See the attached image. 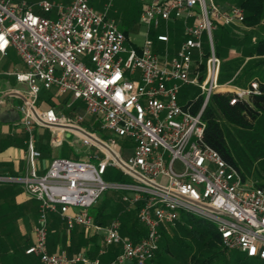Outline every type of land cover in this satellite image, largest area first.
Returning a JSON list of instances; mask_svg holds the SVG:
<instances>
[{
    "label": "built area",
    "instance_id": "built-area-1",
    "mask_svg": "<svg viewBox=\"0 0 264 264\" xmlns=\"http://www.w3.org/2000/svg\"><path fill=\"white\" fill-rule=\"evenodd\" d=\"M37 3L45 12L56 9V17L35 12L34 3L27 0H0V52L7 54L14 47L27 66L13 74L29 88V97L18 105L28 132L29 170L20 177L0 176V181L20 182L40 202L34 241L25 252L38 256L43 264H147L159 249L162 229L175 225L183 213H191L214 222L225 247H237L264 260V187L244 180L203 140V108L210 95L225 86L218 81L221 58L215 52L212 31L219 23L244 22L243 8L224 7L215 0H142L140 21L147 28L137 48L126 44L127 34L115 18L89 0ZM192 16L195 19L189 23ZM177 18L184 21V39L175 55L169 56L166 50L160 61L151 28H159L162 22L167 28ZM157 39L168 41L167 32L157 34ZM88 56L92 65L84 59ZM182 83L202 89L204 100L197 112L179 103ZM53 86L59 93L70 92L74 99H82L85 112L63 115L52 106L38 108L41 88ZM244 92L248 91L238 94ZM87 115L96 116L100 127L111 134L104 138L89 130L82 124ZM37 124L54 132H76L84 143L97 146L102 156L57 157L40 174L36 170L41 156L36 147ZM117 136L132 138V146H117ZM52 141L62 143L58 137ZM109 165L121 168L131 180H104ZM160 175L167 181H159ZM108 188L121 189L126 208L136 209L146 228L140 239L122 235L119 216L107 225L95 220L90 208ZM49 211L58 213L69 229L77 225L103 229L105 244L120 243L121 251L108 262L91 258L85 249L71 256L50 252Z\"/></svg>",
    "mask_w": 264,
    "mask_h": 264
},
{
    "label": "crops",
    "instance_id": "crops-1",
    "mask_svg": "<svg viewBox=\"0 0 264 264\" xmlns=\"http://www.w3.org/2000/svg\"><path fill=\"white\" fill-rule=\"evenodd\" d=\"M194 19L195 16L190 17L188 19L189 23H192ZM172 22L175 23L176 27L184 29L182 18L174 19ZM163 27L164 29L159 27L150 31V35L153 36V47L157 49L159 55L167 50L173 56L176 54L180 42L177 38H172L168 30V23L167 28L166 23ZM163 32H167L168 41L157 39V34ZM204 48L208 51V43L207 45L204 44ZM194 59H197V54H195ZM26 69V64L14 47H9L7 54L0 52V105H10L8 112L0 113V176L20 177L28 173L29 170L25 156L28 132L20 119L22 113L18 109V105L29 97V88L27 82L18 81L13 74V71ZM76 100L70 92L59 93L54 86L51 88L42 87L39 92L37 106L40 109L52 106L59 114L70 115L64 111L69 107H73ZM15 109L19 111L20 118H16ZM35 133L36 147L41 151V156L36 162V170L42 174L47 170L50 162L59 157L47 154L48 148L62 144L67 136L73 132L68 129H60L54 132L49 126L37 124ZM54 137L61 138L62 143L55 145L52 141ZM123 202V212H131L137 215L135 208L127 209L125 201ZM39 204V200L29 195L20 182L0 181V264L26 263L28 256L24 251L34 241V226L38 217ZM97 204L98 202L92 207ZM114 205L115 203L112 202L106 207V210L101 213H99V210L97 220H95L102 225H107L114 217L119 216L121 218L120 213L114 214L111 212ZM93 215L95 217L94 213ZM48 229L47 248L50 252H60L71 256L85 249L91 258L99 257L102 262H108L122 248L120 243L106 245L104 233L99 231L81 225H77L72 229L67 228L59 215L49 217ZM121 233L124 237H127L123 234L122 227ZM148 264H152V262Z\"/></svg>",
    "mask_w": 264,
    "mask_h": 264
},
{
    "label": "trees",
    "instance_id": "trees-1",
    "mask_svg": "<svg viewBox=\"0 0 264 264\" xmlns=\"http://www.w3.org/2000/svg\"><path fill=\"white\" fill-rule=\"evenodd\" d=\"M237 1L245 10L247 22L250 20L264 23V0ZM220 27L223 30L222 39L227 38L230 43L237 47L242 46L243 49L229 54L223 45L219 46V49L214 45L216 54L221 58L218 81L220 84H230L247 90L250 101L240 96L237 91L213 92L202 111V117L206 122L203 140L219 151L227 162L235 166L244 180L264 187V31L252 40L248 35L239 36L228 32L226 29L228 26L221 23H219ZM202 68L204 69V64ZM253 83H256V86ZM233 98L235 100L231 102ZM203 100L204 96L199 95L183 105L186 108L189 106L190 111L197 112ZM90 127L89 130L95 132L96 127ZM119 181H125V179L121 178ZM113 190L123 192L121 189ZM120 197V200H112L109 203H115L111 212L120 213L123 234L136 241L145 235L146 228L137 215L123 212L122 193ZM109 204L103 202L99 208L92 210L95 219L98 211L100 210L99 213H101L106 210ZM199 227L200 224L196 223L191 226V229L198 231ZM201 241L204 242L203 244H208V241L202 239ZM220 244L223 251L228 249L222 245L221 241ZM159 250L160 248L151 261L159 257ZM24 253L28 256L25 264H43L39 257L27 254L25 251ZM246 256L252 258L247 254ZM258 260L264 262L260 258ZM192 264H212L211 257L193 256ZM236 264H251V262L238 259Z\"/></svg>",
    "mask_w": 264,
    "mask_h": 264
},
{
    "label": "rangeland",
    "instance_id": "rangeland-1",
    "mask_svg": "<svg viewBox=\"0 0 264 264\" xmlns=\"http://www.w3.org/2000/svg\"><path fill=\"white\" fill-rule=\"evenodd\" d=\"M27 1L34 3L33 9L35 12L52 18L56 17V9L50 12H45L37 3L39 0ZM53 1L65 2L67 4L71 0ZM215 1L224 7H228L230 4L240 6L237 0ZM89 3L97 10L106 11L109 16L115 18L118 26L126 31L128 37L126 44L128 46L134 45L139 48L143 44L147 27L140 21V10L142 7L141 0H89ZM172 21H174V19H171L168 22V30L171 33L172 38H177L181 43L185 36L184 29L176 27L175 23ZM163 25L164 23L162 22L160 26L162 29H164ZM226 29L228 32H233L239 36L248 35V37L254 40L264 31V23L259 21L251 22L250 20L247 22V20H244V22L232 24ZM151 30L153 31L154 28L152 27ZM222 31V27L219 28V25L212 31V37L216 48L219 49V46L221 47L223 45V48L228 51L229 54L239 52L243 49L242 46L237 47L230 43L227 38L222 39ZM151 37L153 38L152 35ZM203 42L206 45L208 43V36L206 33L203 35ZM153 49L155 52L157 51L155 47H153ZM157 54L159 55L158 51ZM162 54L159 55L160 61L164 60ZM123 55L125 57L127 56V53H123ZM168 55L171 56V53L168 52ZM84 59L89 65H92L89 56ZM202 71H204L203 68ZM219 91L239 92L242 91V89H238L232 85H225L220 87ZM199 95H203V93L198 84L182 83L179 90L178 100L180 104H185L190 100H194ZM74 109L75 111L78 110V112L84 113V101L82 99H77L73 103V107H69L64 112L71 115L75 113ZM82 124L88 128H91L90 126H95V132L101 137L107 138L111 134L109 130L100 127V122L94 115H87ZM116 140L117 146L120 147L128 148L133 144L132 138L130 137L117 136ZM96 153L99 154L100 157L102 156L97 146L84 143L82 137L76 132L70 133L62 144L55 147H49L47 150V154L72 159H90L88 158V155ZM124 154H126V152H124ZM92 161L96 162L98 160L94 158ZM103 178L106 181H119L121 178H124L125 181L131 180V177L128 174L118 166L114 165L108 166L103 174ZM158 179L161 182L167 181L166 176L164 175H160ZM113 189L115 188H108V190H106L99 198L98 204L91 207L90 211L92 212V210H95L97 206H100L103 202L109 204L112 200H120L121 193L123 195V192L120 193V191H114ZM51 215H58V213L49 211L48 219ZM196 223L200 224L198 231L191 229V226ZM99 232L104 233V230L100 229ZM201 239L203 241H208V244H203L204 242H202ZM159 248V257H155L152 261L149 260L152 264H192L193 256L201 258L206 255L211 257L212 264H236L238 259L250 261L251 264H264V262L258 260V257L248 258L246 253L237 247L228 248L226 251H223L220 244V236L214 222L191 213H184V217L178 220L175 225L167 226L162 229V238L159 242Z\"/></svg>",
    "mask_w": 264,
    "mask_h": 264
},
{
    "label": "water",
    "instance_id": "water-1",
    "mask_svg": "<svg viewBox=\"0 0 264 264\" xmlns=\"http://www.w3.org/2000/svg\"><path fill=\"white\" fill-rule=\"evenodd\" d=\"M242 96L250 101V97H249V93L248 92H244L242 94ZM9 108H10V105H4V106L0 105V113H3L5 111L8 112ZM15 115H16V118H20V113L16 109H15Z\"/></svg>",
    "mask_w": 264,
    "mask_h": 264
}]
</instances>
